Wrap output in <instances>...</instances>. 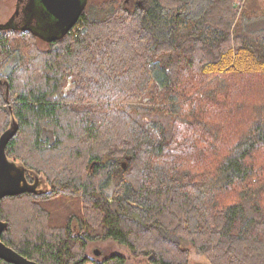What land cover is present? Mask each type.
<instances>
[{
  "label": "trees",
  "instance_id": "trees-1",
  "mask_svg": "<svg viewBox=\"0 0 264 264\" xmlns=\"http://www.w3.org/2000/svg\"><path fill=\"white\" fill-rule=\"evenodd\" d=\"M124 1L86 0L43 49L0 29V134L13 116L7 156L49 186L0 199L2 241L39 264L125 263L90 259L96 240L152 264H187L186 245L209 264H264V11ZM64 196L85 204L77 238L49 225L45 204Z\"/></svg>",
  "mask_w": 264,
  "mask_h": 264
},
{
  "label": "rangeland",
  "instance_id": "rangeland-1",
  "mask_svg": "<svg viewBox=\"0 0 264 264\" xmlns=\"http://www.w3.org/2000/svg\"><path fill=\"white\" fill-rule=\"evenodd\" d=\"M27 1V0H26ZM90 1V0H89ZM92 4H101L103 0H91ZM137 2V4L142 5L143 1L140 0H126L124 1L125 7L131 9L133 6V3ZM26 3V2H25ZM257 5L258 8H260V11H264V0H243V3L241 7L243 9H247L250 11V8L248 5L252 8V5ZM23 0H0V26L10 24L9 21L12 17L14 24L18 28L11 29L12 35H10V38L8 37V40H13V47H17L20 45L21 40L24 36H28L29 32L27 31H19L20 26L24 23V20L22 19V12H20V8L24 6ZM102 9V8H101ZM41 8L39 6H36L35 8V16H38L39 19V26L37 27V33L36 36L33 35V38L35 39L36 46L40 49L46 48L47 43L45 39L43 38L44 30L46 29L45 23L48 22V18L40 12ZM20 24V25H19ZM76 25V23H75ZM75 25L73 27H75ZM72 27V28H73ZM15 33V34H14ZM22 53L21 55L28 57L29 53L26 49L21 47ZM25 57V58H26ZM24 58V59H25ZM156 101H159L156 97L154 98ZM158 104V102L156 103ZM41 175V174H39ZM44 178V176H43ZM44 189H48L49 186L46 183V180L44 178ZM46 210L50 213V219H49V225L51 226H57V225H64L66 222L71 223V228L74 233V237L77 238L78 234L80 233V222H82L83 219H86V211H85V204L76 197H61V198H55L53 201H51L49 204H45ZM122 216L131 218L133 220H136L140 223H143V219L139 212L134 209H128L120 212ZM82 218V219H80ZM89 219L94 221V218L92 217V214L89 215ZM85 223V222H83ZM74 238V239H75ZM75 246H81L79 243H75ZM188 248V260L192 262V264H203L208 263V261L198 254L194 248L190 245H186ZM99 250L100 254L99 256L94 255L93 250ZM84 252H86L87 256L89 258H93L95 261H99L100 258L104 255L107 256L109 254H120L124 255L126 258L125 264H147V259L144 257H138L134 256L129 253V251L119 245L118 243L110 240L102 241V240H96L91 241L89 244H87V247L84 249ZM188 261V262H189ZM209 264V263H208Z\"/></svg>",
  "mask_w": 264,
  "mask_h": 264
},
{
  "label": "water",
  "instance_id": "water-1",
  "mask_svg": "<svg viewBox=\"0 0 264 264\" xmlns=\"http://www.w3.org/2000/svg\"><path fill=\"white\" fill-rule=\"evenodd\" d=\"M38 2L41 10L54 19L55 31L59 33V35L48 36L47 41H53L68 32L79 19L86 5V0H38ZM6 92H8V85ZM17 130L18 124L11 116L8 128L0 134V199L25 192L41 194L46 190L43 188L44 178L42 175L28 171L21 162L7 156V143ZM27 173L32 175L31 181L28 180ZM7 227L8 223L0 216V259L11 264H39L2 241L1 236ZM98 253L99 250H95V254ZM187 264H192V262L189 261Z\"/></svg>",
  "mask_w": 264,
  "mask_h": 264
},
{
  "label": "flooded vegetation",
  "instance_id": "flooded-vegetation-1",
  "mask_svg": "<svg viewBox=\"0 0 264 264\" xmlns=\"http://www.w3.org/2000/svg\"><path fill=\"white\" fill-rule=\"evenodd\" d=\"M23 4H25V5L20 8V12H22V19L24 20V23L20 26V29H22V31L31 30L32 32H34L36 34L37 33L36 29H37V27L39 26L40 23H39L38 16H35L34 14H35L36 6H39V8H41L40 4H39L38 0H27V1L23 0ZM40 12L42 14H44L49 20L48 22L45 23L46 29L42 33V34H44L43 38L45 39L46 42H52V41H47L46 38L48 36H51V35H59V33L55 31L54 19L52 17H50L48 14L44 13L43 10H40ZM12 21H13V19L11 17V19L9 21L10 24L0 26V29H14V28H18L16 26V24H14V22H12ZM102 241H106V240H102ZM93 253H94V255L99 256L100 251H99L98 254H95V249H94ZM114 254H116V253H114ZM111 255H113V254H109L107 256L103 255L100 258L99 261H102L106 257L111 256ZM122 256H124V255H122ZM90 259L93 260V258H90ZM125 262H126V260H125ZM147 264H152V263H150V261H149Z\"/></svg>",
  "mask_w": 264,
  "mask_h": 264
}]
</instances>
